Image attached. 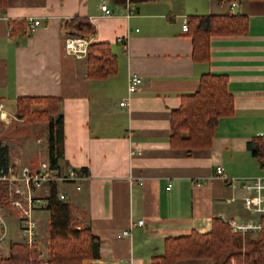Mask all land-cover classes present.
I'll return each instance as SVG.
<instances>
[{"label":"crops","instance_id":"0c3cea01","mask_svg":"<svg viewBox=\"0 0 264 264\" xmlns=\"http://www.w3.org/2000/svg\"><path fill=\"white\" fill-rule=\"evenodd\" d=\"M103 4L111 15L101 12ZM124 4L119 0H6L0 9V99L5 103L0 142L8 149L11 166L12 159L15 164L23 160L22 166L31 168L48 162L45 125L18 119L16 99H61L64 147L58 169L73 168L81 178L59 187L68 195L71 221L77 220V228L88 226L99 243V257L82 264H151L152 257L163 255L167 237L206 233L213 218H250L240 179L264 176L248 150L253 136L264 135V0L236 2L232 11L248 17L247 32L212 37L208 65L193 62L192 39L182 31V23L189 15L223 13L225 7L217 0H131L133 14L128 18ZM29 18L41 24L29 32L26 28L12 31L11 22ZM76 36L109 43L118 57L116 75L89 79L86 55L76 58L65 50V39ZM118 38L125 39V45ZM205 71L227 76L234 113L219 120L208 148L186 156L169 144L170 116L181 96L197 89ZM133 73L142 82L127 111L119 102ZM14 121L22 125L14 126ZM37 127L43 132L31 135ZM14 130L24 134L16 139L5 136ZM131 149L140 154L131 156ZM216 166L235 180L216 176ZM129 176L142 184L130 183ZM3 208L7 238H21L19 222L14 230L7 221L13 213L18 220L16 211L9 203ZM40 210L34 211L39 226ZM138 220L143 223L138 225ZM123 230H129V235L119 237ZM35 244L46 258L38 237ZM175 264L214 261L190 259Z\"/></svg>","mask_w":264,"mask_h":264},{"label":"trees","instance_id":"16d2710c","mask_svg":"<svg viewBox=\"0 0 264 264\" xmlns=\"http://www.w3.org/2000/svg\"><path fill=\"white\" fill-rule=\"evenodd\" d=\"M124 3L125 0H119ZM238 0H217L225 7L221 14L187 16L186 33L192 39V60L208 65L211 52L210 41L214 36L243 35L249 20L242 13L233 12L229 6ZM131 2V0H130ZM6 0H0L4 9ZM26 21L11 22L13 32L24 31ZM86 76L102 80L116 75L118 57L109 43L93 42L88 46ZM61 99L51 96H28L16 99V116L24 123L43 124L46 129L48 164L58 169L63 157V118L60 112ZM234 113V99L228 90V78L223 74L205 71L199 77L197 89L182 95L180 105L170 116L169 144L173 149L184 150L190 156L194 150L211 145L219 120ZM251 156L264 170V135L253 136L248 143ZM9 166L8 149L0 142V169ZM56 188L50 187L46 209L48 218V253L41 258L36 244L11 243L8 255L0 258V264H82L85 260L99 257V243L88 226L72 224L68 203L58 200ZM0 203L6 207V187L0 184ZM162 256L151 258V264H175L179 260L212 259L214 264H264V230L254 238L242 240L230 231L222 218L211 220V229L206 233L192 231L164 240ZM234 261V263H233Z\"/></svg>","mask_w":264,"mask_h":264},{"label":"built area","instance_id":"2783aa9c","mask_svg":"<svg viewBox=\"0 0 264 264\" xmlns=\"http://www.w3.org/2000/svg\"><path fill=\"white\" fill-rule=\"evenodd\" d=\"M125 16L128 18L133 14V9L130 5V0H125ZM236 6V2L230 4L229 8L232 10ZM101 12L105 15H111V9L103 4L100 6ZM41 24L40 20L29 18L26 20L27 32L32 31L35 27ZM182 31H187L186 18L182 23ZM118 41L125 45L126 40L118 38ZM91 40L76 36L65 39V50L76 58L84 57L87 54L88 46ZM142 79L137 74H129L126 83V95L119 102V106L129 111L132 95L138 90ZM5 103L0 99V121H5ZM131 156L140 154L139 150H130ZM216 176L223 180L233 181L235 179L227 177L223 173L221 166H216ZM81 178L73 168H66L62 171L59 169H51L48 162L42 163L38 168H31L29 166H21L15 168L9 165L6 170L0 169V184L6 187V201L10 204L18 216L19 232L22 240L30 245L35 244L39 233V223L34 216V211L40 208H46L48 203L47 196H38L40 190L49 193L50 187L64 184L71 181H76ZM130 183L142 184L141 179L129 176ZM241 188L245 193L244 207L252 216L250 218L238 220L234 218L223 221L229 226L230 231L245 239L248 234H257L264 230V176L245 177L240 179ZM170 185L167 186L169 188ZM58 200L66 202L68 195L59 193ZM5 210L0 203V246L4 243L8 235V225L5 218ZM258 219H255L254 217ZM142 220H138L137 224L141 225ZM129 235V230H123L119 233V237ZM41 255V253H40ZM42 258V257H41ZM234 263V261H233ZM43 264H47L44 262Z\"/></svg>","mask_w":264,"mask_h":264},{"label":"rangeland","instance_id":"374dc122","mask_svg":"<svg viewBox=\"0 0 264 264\" xmlns=\"http://www.w3.org/2000/svg\"><path fill=\"white\" fill-rule=\"evenodd\" d=\"M15 122H17V121H14V123ZM13 125L18 127V126H21L22 123H19L18 122V123H15ZM21 131L22 130H14V131L5 132V136H7V138H11V139L12 138H15L16 139V138H19L21 135L24 134ZM32 132L33 133H31V135L36 134V133H41V132H43V130L40 127H37ZM11 162H12V164H13L14 167H19V166H22L23 164H26V162H24L23 160L20 161V162L18 161V164L13 163L14 162L13 159L11 160ZM32 168H38V166H36V167L33 166ZM60 185H62V184H59V185H55L54 186L56 188V195H55L56 198H57V195L59 193H62L61 190H60V187H59ZM48 194L49 193H46L43 189L38 192V196L39 197L48 196ZM43 210H46L47 213H48V215H49V211L46 208H42V210H40V211H42V213L41 212L40 213L43 214V216L40 217L41 216L40 213H38L37 216H36L40 220V223H41V226H39L40 233H39V236H38V240L40 242V249H41V251H43V253L45 252L44 255H47L48 249H47V252L45 250H46V246H47L46 240H47V235H48V227H47L48 223L46 222V220H48L49 217H48L47 213H45ZM11 214L12 213H10V215ZM13 215H14V213L11 216L8 217L7 221L9 223V226H11L14 230H17L16 227L18 226V220L17 219H14L13 218L14 217ZM76 222H77V220H75V219L72 218V224L77 225ZM13 241L22 242V241H25V240H21V238L19 236H17V235L14 236V237H11V236L9 237L8 236V238H6V240L4 241V243L2 244V246H0V258H5L8 255L9 246H10V244Z\"/></svg>","mask_w":264,"mask_h":264}]
</instances>
